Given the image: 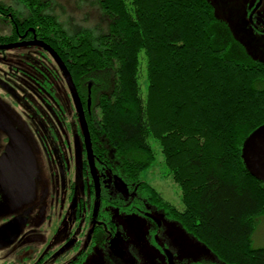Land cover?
<instances>
[{"label":"trees","instance_id":"obj_1","mask_svg":"<svg viewBox=\"0 0 264 264\" xmlns=\"http://www.w3.org/2000/svg\"><path fill=\"white\" fill-rule=\"evenodd\" d=\"M24 3L21 27L51 46L80 95L92 86L87 126L97 165L130 189L119 212L152 204L226 264H264V248H253L264 183L242 157L264 126V63L230 55L210 2L98 0L106 29L74 31L49 12V1ZM156 148L181 208L142 178Z\"/></svg>","mask_w":264,"mask_h":264},{"label":"flooded vegetation","instance_id":"obj_2","mask_svg":"<svg viewBox=\"0 0 264 264\" xmlns=\"http://www.w3.org/2000/svg\"><path fill=\"white\" fill-rule=\"evenodd\" d=\"M19 2L22 7L16 9L10 0H0V113L5 118L3 124L0 114V250H10L14 264H95L91 261L96 260L122 264L112 241L120 235L116 219L122 207L120 196L128 198L130 189L97 165L95 142L89 135V149L55 52L34 28L21 27L28 9L25 0ZM17 48H24V53L7 55ZM91 88L88 84L85 97L75 87L86 126L92 110ZM39 158L47 165L43 176L37 172ZM117 179L126 185V197ZM140 210L126 216L146 221L148 243L159 249L168 264L165 251L173 253L159 236L163 237L165 223L171 222L169 216L152 204L145 203ZM54 211L60 215L53 224ZM43 228L49 238L38 234L37 229Z\"/></svg>","mask_w":264,"mask_h":264},{"label":"rangeland","instance_id":"obj_3","mask_svg":"<svg viewBox=\"0 0 264 264\" xmlns=\"http://www.w3.org/2000/svg\"><path fill=\"white\" fill-rule=\"evenodd\" d=\"M6 1V0H5ZM11 4L19 9L22 7L19 0H10ZM51 3L50 12L55 15L68 29H95L105 30L103 12L98 0H47ZM215 10L218 21L225 27L228 35H223V41L228 38L227 48L230 55L235 57L239 53L244 57L262 61L264 63V0H208ZM24 48L7 51V55H20ZM142 88H146V76L141 78ZM155 164L143 174L146 180L164 198L177 208H181V197L178 186L167 177V170L163 164L160 150L156 148ZM2 149H0V155ZM37 172L40 176L47 174V165L44 159L39 158ZM60 213L54 211L51 215L53 224L58 221ZM161 216V215H160ZM163 217V216H162ZM120 225L118 239L112 241L116 250L121 252L122 264H166L159 249L147 241L148 227L146 221L139 216H126L120 212L116 215ZM159 220H164L158 218ZM165 223L161 241H165V249L173 253L176 264H226L214 256L207 248L185 233L175 222ZM50 223L47 222V225ZM38 234L49 238L45 229H37ZM51 232H54L52 230ZM52 236V234H51ZM161 245V244H160ZM253 248H264V216L259 219L253 234ZM131 256V257H130ZM100 257L99 254L96 255ZM14 255L5 248L0 250V264H14ZM93 260V259H91ZM91 263L100 264L98 260ZM17 264V263H16Z\"/></svg>","mask_w":264,"mask_h":264},{"label":"water","instance_id":"obj_4","mask_svg":"<svg viewBox=\"0 0 264 264\" xmlns=\"http://www.w3.org/2000/svg\"><path fill=\"white\" fill-rule=\"evenodd\" d=\"M15 47H18V46H11L9 48H15ZM53 56H54V59L59 64V66L61 67V69H62V71H63V73L67 79L69 88L71 90V94L74 98V101L76 103V106H77V109H78V112L80 115L83 131L85 134L86 143L90 149L88 129H87V126H86L84 118H83V113H82L78 94L75 90V87H74L70 77H69V74H68V71H67L65 65L63 64V62L61 61V59L58 57L57 54L53 53ZM1 117L3 118V124H5L4 123L5 118L2 116V114H1ZM242 157H243V161L245 163V166L248 169V171L250 172V174L254 178H256L257 180L264 183V126L257 129L246 140L244 147H243ZM77 163H78V165L80 164L79 149H77ZM116 184H117L120 192L126 197L128 195V189H127L126 185L124 184V182L121 181L120 179H117ZM119 253L121 254V252H119ZM165 255L167 257L168 264H175L174 259H173V255L170 252L165 251Z\"/></svg>","mask_w":264,"mask_h":264}]
</instances>
